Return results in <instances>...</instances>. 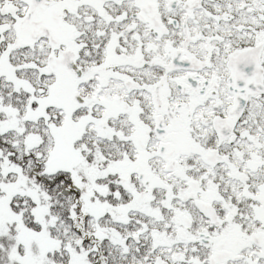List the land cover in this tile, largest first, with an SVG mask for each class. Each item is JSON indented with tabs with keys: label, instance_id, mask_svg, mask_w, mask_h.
<instances>
[{
	"label": "snow or ice",
	"instance_id": "6c2138e0",
	"mask_svg": "<svg viewBox=\"0 0 264 264\" xmlns=\"http://www.w3.org/2000/svg\"><path fill=\"white\" fill-rule=\"evenodd\" d=\"M0 264H264V0H0Z\"/></svg>",
	"mask_w": 264,
	"mask_h": 264
}]
</instances>
